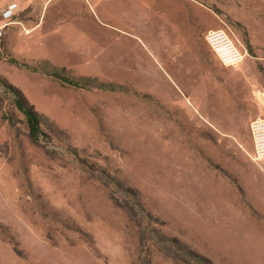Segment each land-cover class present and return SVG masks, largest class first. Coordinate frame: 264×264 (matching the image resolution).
I'll return each instance as SVG.
<instances>
[{
  "label": "rangeland",
  "instance_id": "obj_1",
  "mask_svg": "<svg viewBox=\"0 0 264 264\" xmlns=\"http://www.w3.org/2000/svg\"><path fill=\"white\" fill-rule=\"evenodd\" d=\"M46 15L0 36V264H264V0H55ZM210 31L242 60L225 64ZM1 79L44 117L38 142Z\"/></svg>",
  "mask_w": 264,
  "mask_h": 264
},
{
  "label": "crops",
  "instance_id": "obj_2",
  "mask_svg": "<svg viewBox=\"0 0 264 264\" xmlns=\"http://www.w3.org/2000/svg\"><path fill=\"white\" fill-rule=\"evenodd\" d=\"M55 0H0V11L3 12L4 10L7 9V7L12 4V3H16L17 4V8H16V12L15 15L11 18V19H3L2 17H0V26H3V33L8 34L10 31L13 30L12 26H23V28L25 29V31L27 33H32V32H36V31H40V30H44L45 27L44 24L45 22H47V15L46 13L48 12V9H50V7L52 6V4L54 3ZM144 7V4H142ZM28 8H33L36 10L41 9L40 12V16L37 18V21H33L28 19V18H23V16H20L22 13L26 12V9ZM151 12L149 14V16L151 15H156V8L155 5L151 4L148 7ZM63 12L61 11H57L55 13V15L53 16V19L50 21V25L52 27H55L56 25H59L60 23H64L62 19V14ZM136 20L144 21L145 19V12L144 10H141V14L138 15V13L136 14ZM62 18V19H60ZM141 21V22H142ZM170 21V20H169ZM73 23L75 24H79V21H72L70 24L73 25ZM70 24L61 27L60 31H68L69 33L74 31V30H79L80 27H77V25H73L70 26ZM167 27H171V22H167L166 24ZM129 29V28H127ZM134 29V28H131ZM134 33V32H133Z\"/></svg>",
  "mask_w": 264,
  "mask_h": 264
},
{
  "label": "trees",
  "instance_id": "obj_3",
  "mask_svg": "<svg viewBox=\"0 0 264 264\" xmlns=\"http://www.w3.org/2000/svg\"><path fill=\"white\" fill-rule=\"evenodd\" d=\"M39 70H43L46 74L54 76L60 79L65 84L79 88H101V89H113L112 84H106L99 82L97 78L91 76L83 77H71L64 73L65 68H59L50 63L46 62L43 67H38ZM31 69H36L37 67H31ZM2 82L9 86L14 94L16 95V104L19 110L26 116L29 134L33 141L38 142L42 133V124L44 117L34 108L32 104L24 96V93L15 86H10L8 83L1 79Z\"/></svg>",
  "mask_w": 264,
  "mask_h": 264
},
{
  "label": "built area",
  "instance_id": "obj_4",
  "mask_svg": "<svg viewBox=\"0 0 264 264\" xmlns=\"http://www.w3.org/2000/svg\"><path fill=\"white\" fill-rule=\"evenodd\" d=\"M17 4H10L6 10L0 11V17L11 19L16 12ZM3 35V26H0V36ZM207 42L213 46L219 58L227 65H234L242 60L240 51L232 44L224 31H210ZM254 137L256 154L259 159H264V118L254 121L251 125Z\"/></svg>",
  "mask_w": 264,
  "mask_h": 264
}]
</instances>
